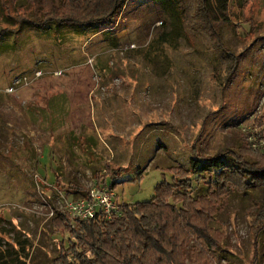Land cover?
<instances>
[{
  "label": "rangeland",
  "instance_id": "rangeland-1",
  "mask_svg": "<svg viewBox=\"0 0 264 264\" xmlns=\"http://www.w3.org/2000/svg\"><path fill=\"white\" fill-rule=\"evenodd\" d=\"M228 1L225 49L188 25L179 39L158 44L171 20L155 0H129L97 34L74 26L17 31L0 15V31L13 28L0 38V251L9 259L24 247L28 264H52L69 234L51 220L85 197L76 188H99L106 165L124 170V183L112 189L107 177L105 186L123 205L150 200L164 177L171 181L167 168H189L193 146L212 157L245 133L256 147L259 120L264 129V0ZM229 52L237 57L232 74ZM263 199L264 188L231 196L213 264H264V236L256 249L251 226Z\"/></svg>",
  "mask_w": 264,
  "mask_h": 264
},
{
  "label": "trees",
  "instance_id": "trees-1",
  "mask_svg": "<svg viewBox=\"0 0 264 264\" xmlns=\"http://www.w3.org/2000/svg\"><path fill=\"white\" fill-rule=\"evenodd\" d=\"M128 1L60 0L57 4L56 0H0V15L18 27L17 31L27 25L36 29L74 26L94 27L93 33L97 34L99 26L114 22ZM155 1L170 13L171 20V31L161 35L158 44H170L174 38L179 39L181 27L188 25L200 27L217 47L225 49L222 28L231 22L228 0ZM10 31L13 28L1 30L0 38ZM229 54L233 59L229 68L232 74L237 57ZM261 122L257 124L259 132L253 135L256 147L255 143H250L251 135L245 133L236 148L212 157L199 155L193 146L189 168H167L164 173L172 175L171 181L164 177L150 200L120 205V214L110 219L96 216L82 220L57 209L51 227L56 232L68 233L69 245L58 242L52 264H213L209 254L222 247L218 218L231 196L264 188ZM224 158H229L231 164ZM105 170V175L97 176L99 188L107 186V177L112 180V189L124 183L120 181L124 170L115 172L112 165H106ZM141 178L140 171L137 180ZM201 184L205 190L195 195L196 186ZM75 194L91 200L90 191L83 187L76 188ZM256 210L251 226L258 249L264 236V199ZM18 252L22 254L9 259L10 253L0 251V264H28L30 249L22 247Z\"/></svg>",
  "mask_w": 264,
  "mask_h": 264
},
{
  "label": "built area",
  "instance_id": "built-area-1",
  "mask_svg": "<svg viewBox=\"0 0 264 264\" xmlns=\"http://www.w3.org/2000/svg\"><path fill=\"white\" fill-rule=\"evenodd\" d=\"M37 75L40 76L41 73ZM25 83H27V80H25ZM90 194L91 200L81 198L68 203L67 211L72 218L87 220L101 216L110 219L120 214V205L116 203V195L111 188H98L95 186L90 190Z\"/></svg>",
  "mask_w": 264,
  "mask_h": 264
}]
</instances>
